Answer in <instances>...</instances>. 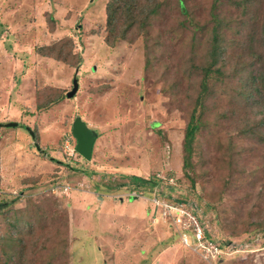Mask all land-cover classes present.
<instances>
[{
    "label": "rangeland",
    "instance_id": "rangeland-1",
    "mask_svg": "<svg viewBox=\"0 0 264 264\" xmlns=\"http://www.w3.org/2000/svg\"><path fill=\"white\" fill-rule=\"evenodd\" d=\"M161 1L148 26L147 44L155 56L148 66L145 36L106 41L109 0H0V122L22 124L0 126V206L12 199L16 207L26 199H51L61 228L67 227L61 230L69 237L64 264H264V224L258 223L264 217V144L237 133L244 115L240 105L219 117L220 106H230L223 85H210L215 95L205 103L214 113L207 112L194 141L193 164L186 167L183 159L191 112L184 92L197 77L190 59L202 62L201 52H191L202 49L210 57L219 26L238 37V46L224 48L221 58L234 63L231 55L250 37L264 34V5L251 17L238 0ZM241 16L249 19L243 39L228 28ZM64 36L73 38L81 54L78 66L37 51ZM165 67L166 78L158 80ZM173 76L181 81L174 89L168 84ZM74 77L79 88L73 97L47 111L36 109L37 90L68 92ZM211 115L216 125L206 121ZM76 119L98 137L89 160L75 150ZM234 139L241 150L226 146ZM133 174L161 181L155 189L168 201H175L168 196L190 199L224 250L222 258L209 262L183 242L173 212L151 201L155 189L130 188L126 177ZM111 175L126 183L113 185ZM169 178L174 190L167 187ZM132 190L148 195L130 198Z\"/></svg>",
    "mask_w": 264,
    "mask_h": 264
},
{
    "label": "trees",
    "instance_id": "trees-1",
    "mask_svg": "<svg viewBox=\"0 0 264 264\" xmlns=\"http://www.w3.org/2000/svg\"><path fill=\"white\" fill-rule=\"evenodd\" d=\"M238 1L244 11L248 12V9H251L249 14H252L257 7L264 5V0ZM163 3L164 1L161 0H109L106 41L112 45L118 39L134 40L137 35H143L146 37L145 43L147 44L150 35L148 26L154 15H157L162 8ZM49 16L52 20L51 26H54L53 14L51 13ZM250 16L253 17V14ZM261 21L264 25V17ZM248 22L249 19L246 16H241L238 20H232L227 24L229 30L237 31L240 34L239 39H243L249 25ZM215 28L217 31L213 38V46L209 51L210 57H204L202 49L191 52L192 55L201 52L199 56L202 62L195 63L193 58L190 59L194 69L191 73H196L197 77L188 80V86L185 87L184 92L191 103V112L184 129L183 140V159L186 167L193 164L190 152L195 151L193 149L196 145L194 141L201 132L202 126L205 125L204 118L207 112L214 113L210 108L206 110V97L215 95L210 85H223L222 94L226 95L224 98L229 97L230 106L224 108L220 106L219 117L221 114L223 119L224 115L228 117L236 110V105H240L244 115L239 120L240 123L237 124V127L240 128L237 133L246 139H256L264 144V34L250 37L239 49V54L231 55L233 56L232 60H235L234 63H231L224 62L221 58L225 54L224 48L227 50L228 47L238 46V37L232 39L231 36L226 35L227 31L223 28L219 26ZM146 48L148 49L146 65L153 66L155 56H150L151 44H147ZM37 51L73 66H78L82 61L81 54L74 51V40L70 36L54 40L49 46L37 48ZM235 63L237 65H234ZM167 70L165 67L164 74L160 73V76H156L157 79H165ZM168 84L174 89L181 84V81L173 76ZM65 97H67V92L62 88L45 86L36 91V109L39 112L47 111L62 102ZM206 121L212 125L217 124L212 115ZM225 143L230 149L241 150L235 139L231 142L227 140ZM232 155L231 152L230 156L232 157ZM236 155L239 156V152ZM235 168L231 167V171H235ZM128 177L131 180L129 186L132 189L145 188L148 191H153L159 184L157 180L153 179H149L150 183H147L148 179L136 174L126 178ZM109 180L113 185L126 183L118 182L113 175ZM195 183L196 180L192 179V185ZM168 187L170 190H174L176 185L172 184ZM167 198L193 205V202L185 197L168 196ZM15 203L16 200L12 199L0 206V264H51L52 261L64 264V258L68 255L69 237L67 231L64 233L61 231L66 230L67 227L61 228V219L57 218L52 211L51 199L42 198L39 201L33 198L26 199L23 207L14 206ZM194 207L201 221L207 224L199 208ZM258 223L263 225L264 217ZM208 234L211 235V232Z\"/></svg>",
    "mask_w": 264,
    "mask_h": 264
},
{
    "label": "built area",
    "instance_id": "built-area-1",
    "mask_svg": "<svg viewBox=\"0 0 264 264\" xmlns=\"http://www.w3.org/2000/svg\"><path fill=\"white\" fill-rule=\"evenodd\" d=\"M169 181L173 183V178H169ZM158 192V189L152 192V197L150 199L156 206L163 205L168 212H173L175 220L181 224L179 235L182 241L189 246H195L197 252L209 262H214L221 258L220 256L224 250L221 248V245L208 234L206 228L207 224L201 221L198 214L193 210H189L185 202L168 201L165 197L162 198L158 196ZM140 194L144 196L146 193L136 190L129 192V195L134 197L135 195L138 197ZM188 234L192 235V242L189 240Z\"/></svg>",
    "mask_w": 264,
    "mask_h": 264
},
{
    "label": "water",
    "instance_id": "water-1",
    "mask_svg": "<svg viewBox=\"0 0 264 264\" xmlns=\"http://www.w3.org/2000/svg\"><path fill=\"white\" fill-rule=\"evenodd\" d=\"M78 88H79L78 78L74 77L73 88L67 92V97H73L76 91L78 90ZM19 124H20L19 121H15V120L0 122V126H6V127L17 126ZM26 129L29 130L33 138H35L36 134L34 130L30 128V126H27ZM73 134L77 140L76 150L85 158L90 159L92 156V151L95 141V136L93 135V133L90 132L85 122L81 121L80 119H76V121L74 122ZM35 146L38 150L44 151L40 146V144L36 141H35Z\"/></svg>",
    "mask_w": 264,
    "mask_h": 264
},
{
    "label": "clouds",
    "instance_id": "clouds-1",
    "mask_svg": "<svg viewBox=\"0 0 264 264\" xmlns=\"http://www.w3.org/2000/svg\"><path fill=\"white\" fill-rule=\"evenodd\" d=\"M75 150H76V146H75ZM76 151H77V150H76ZM77 152H78V151H77ZM78 153H79V152H78ZM92 153H93V151H92ZM79 154H80V153H79ZM82 156H83V155H82ZM83 157H84V156H83ZM91 157H92V156H91ZM84 158H85V157H84ZM85 159H86V160H89V159H87V158H85ZM158 182L161 183V181H159V180H158ZM172 184H173V183H170L169 185H172ZM169 185H168V186H169ZM166 186H167V185H166ZM168 186H167V187H168ZM156 189H158V188H156ZM156 189H155V190H156ZM132 191H133V190H132ZM144 192H146V191L144 190ZM129 196H130V195H129ZM131 197H134V196H130V198H131ZM216 241H217V240H216ZM221 258H222V257H221ZM221 258H219L217 261H219Z\"/></svg>",
    "mask_w": 264,
    "mask_h": 264
},
{
    "label": "bare ground",
    "instance_id": "bare-ground-1",
    "mask_svg": "<svg viewBox=\"0 0 264 264\" xmlns=\"http://www.w3.org/2000/svg\"><path fill=\"white\" fill-rule=\"evenodd\" d=\"M60 3H61V2H60ZM59 7H60V6H59ZM59 7H58V8H59ZM59 11H60V9H59ZM62 13H63V12H62ZM62 13H61V14H62ZM59 115H61V114H59ZM50 125H51V124H50ZM52 125H53V124H52ZM134 159H135V158H134ZM131 161H133V160H131ZM216 224H217V222H216Z\"/></svg>",
    "mask_w": 264,
    "mask_h": 264
},
{
    "label": "crops",
    "instance_id": "crops-1",
    "mask_svg": "<svg viewBox=\"0 0 264 264\" xmlns=\"http://www.w3.org/2000/svg\"><path fill=\"white\" fill-rule=\"evenodd\" d=\"M97 138H98V137H95V141L97 140ZM95 141H94V142H95ZM92 154H93V153H92ZM147 212H148V211H147Z\"/></svg>",
    "mask_w": 264,
    "mask_h": 264
}]
</instances>
